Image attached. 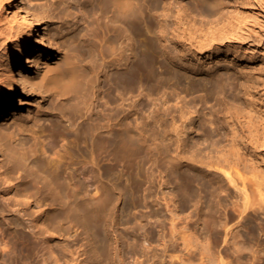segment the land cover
I'll return each instance as SVG.
<instances>
[{
	"label": "bare ground",
	"instance_id": "6f19581e",
	"mask_svg": "<svg viewBox=\"0 0 264 264\" xmlns=\"http://www.w3.org/2000/svg\"><path fill=\"white\" fill-rule=\"evenodd\" d=\"M16 1L0 0V110L12 107L20 86L58 102L44 114L48 128L32 131L41 154L53 150L48 165L32 158L22 175L13 160L4 172L6 182L15 178L27 187V205L39 214V236L67 239L83 227L81 205L57 199L54 190L72 182L83 187V152L89 151L94 157L88 163L98 167L105 157L95 150L99 141L107 150L120 145L156 151L173 164L180 213L169 214L170 241L180 239L196 264H264V116L254 99L250 66L264 64V0L252 4L250 19L222 22L215 17L225 0H193L198 19L180 0L175 13L169 0H60L57 16L45 4L30 10ZM40 20L48 23L54 51L35 57V47L42 45L35 34ZM172 87L178 89L174 106L165 95ZM100 100L108 111L99 108ZM199 101L209 110H200ZM65 104L78 114L69 115ZM77 117L82 120L75 123ZM69 136L74 152L58 155L57 143L65 148ZM0 143H7L1 133ZM8 152L15 154L12 148ZM71 194L79 196V189ZM119 205L127 212L132 204L119 200ZM91 229L103 236L102 246H111L105 223ZM121 243L116 235L114 255L123 264L129 252ZM22 245L0 232V264H17Z\"/></svg>",
	"mask_w": 264,
	"mask_h": 264
},
{
	"label": "rangeland",
	"instance_id": "374dc122",
	"mask_svg": "<svg viewBox=\"0 0 264 264\" xmlns=\"http://www.w3.org/2000/svg\"><path fill=\"white\" fill-rule=\"evenodd\" d=\"M162 1L159 0L160 4H164ZM170 1L175 4V0L168 2ZM180 1L185 6L188 15L198 19L193 0ZM80 2L83 4V0ZM136 2L137 4H146L144 0H136ZM225 2L227 6L223 7L215 17L217 21L219 20L218 22H222L224 18L231 20L237 17H247L250 19L254 12L252 4L257 1L225 0ZM16 3L19 8L21 4H24L30 10L39 9L40 4H45V10H50L52 15L57 16L58 4H61V1L17 0ZM176 4L171 6L173 13L179 6ZM5 12L11 16L10 11L5 9ZM260 17V20L264 22V15ZM47 24L46 21L40 20L38 30L35 29V34L42 41V45L35 47V57L38 54L54 51L50 48V28ZM260 32L263 35V40L260 43L262 46L264 44V28ZM32 66L33 64L30 65V67ZM250 66L257 85L254 99L260 113L264 116V64L253 63ZM221 73L225 74L226 71L222 70ZM229 74L234 78L232 80L234 87L238 89L239 81L233 71H230ZM177 93L178 89L175 87L165 90V95L167 94L170 98V106L177 103ZM200 103V101L197 102L200 110L205 112L209 110V105ZM57 104L58 102L55 100L42 99L41 95L33 88L20 86L12 107L0 110V133L7 138L6 144L0 143V232L7 238L17 239L18 242L23 243L20 252L17 253L19 256L17 264H121L114 255L116 235L123 241L120 244L121 247L123 246L129 252L127 256H124L123 264H153L154 261H157L156 264H168L170 261L174 264H186L188 262H190L189 264H196V261L186 254L187 251L184 252L180 239L174 244L170 241L169 223L171 222L168 218L173 212L175 215L180 213L178 212L180 200L179 196L176 195L177 179L171 169L173 164L165 162L162 155L154 150L152 151L155 153L151 151L149 153L136 149L132 150V148H122V146L120 148V145L114 150H107L103 149L100 142L97 141L95 150L97 149L105 157L98 167H92L88 162L94 156L89 151L83 152V187L80 188L78 184L72 182L65 190L59 192L54 190L57 199H65L73 205H81L83 208V227L74 235L71 230L72 236L67 239L52 238L47 235L39 236L41 230L39 214L36 213L32 203L27 205L28 202L24 195L28 191L27 187L15 178H12L9 183L6 182L4 172L13 160L18 162L22 175H26V168L31 166L32 158L36 159L40 165H48L53 150L47 148L46 154H41L40 140L33 138L35 134L32 131L37 132L42 128H48V121H46L44 114L47 108L55 107ZM98 104L100 105L99 108L108 111V105L102 107L103 102L101 100ZM65 106L68 107L67 113L69 115L78 114L75 107H69L66 104ZM81 120L77 117L75 123ZM149 127L148 133L153 135L155 127L152 123ZM72 139L73 136L68 137L69 144H66L65 148H59L61 143H57L55 149L58 151V155L66 156L63 154L64 149L71 154L74 152ZM136 143L138 142L134 144ZM10 148L15 152L13 156L8 152ZM34 150H37V156L34 154L35 157L32 152ZM172 155L174 156L175 153ZM145 157L147 158L143 160ZM159 157L161 158L159 159ZM156 160H158L157 163ZM112 163L114 167H112ZM73 189H79V196L75 197L74 194H71ZM40 192L42 193V191ZM164 195L165 197H163ZM119 200L129 201L132 204L129 211L124 212L120 209ZM187 211L188 214L193 212V207H189ZM185 213L187 214V212ZM99 222L106 224L107 232L105 234L108 238V244L111 245L108 246L109 248L107 243L105 246L100 244L103 236L92 234L91 226ZM178 226L180 224L177 223ZM128 228L131 229L128 230ZM179 228L176 229L179 230ZM112 229L116 231V235ZM129 231H132V234ZM194 231L192 234L195 233ZM132 235L137 239L133 240L134 236ZM35 237L39 239L37 240ZM65 245H67L66 249H61ZM153 258L157 259L154 260Z\"/></svg>",
	"mask_w": 264,
	"mask_h": 264
}]
</instances>
